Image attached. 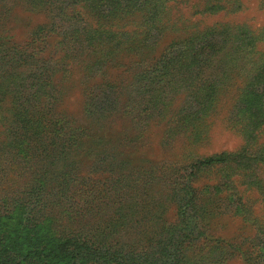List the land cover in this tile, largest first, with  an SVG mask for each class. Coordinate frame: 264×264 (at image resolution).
<instances>
[{"label":"rangeland","instance_id":"obj_1","mask_svg":"<svg viewBox=\"0 0 264 264\" xmlns=\"http://www.w3.org/2000/svg\"><path fill=\"white\" fill-rule=\"evenodd\" d=\"M201 3L166 1L162 30H154L143 47L109 65L103 76L82 74L94 54L68 65L58 82L62 98L57 110L77 125L100 128L93 135L101 141L87 139L78 154L81 175L99 180L86 181L88 191L98 194L111 179L126 185L129 201L139 200L148 184L170 193L171 186L184 181L194 191L197 212L192 217L177 215L176 196H158L141 210L146 219L130 234L184 220L191 223L193 236L186 237L187 259L179 264H264V162L252 160L264 156V120L256 110L264 105V80L258 78L264 59V0H234L236 12L216 14H200ZM14 4L10 29L14 38L25 39L46 18ZM217 22L245 24L261 39L251 50L235 45L228 34L212 38L213 44L204 49L183 41L190 31ZM105 80L115 85L113 91L105 88ZM253 119L261 123L251 132L248 123ZM223 152L235 158L190 172L197 159ZM241 153L244 160L237 159ZM2 155L0 238L8 228L3 225L9 222L7 215L21 212L12 200L25 183L6 153ZM72 193L67 195L81 202L86 196L76 187Z\"/></svg>","mask_w":264,"mask_h":264},{"label":"trees","instance_id":"obj_2","mask_svg":"<svg viewBox=\"0 0 264 264\" xmlns=\"http://www.w3.org/2000/svg\"><path fill=\"white\" fill-rule=\"evenodd\" d=\"M166 1L0 0V123L4 133L0 157L5 152L17 167L19 181H25L22 194L12 200L21 212L9 213V222L3 224L8 228L3 229L0 238V264L186 261L183 247L193 236L191 223L181 220L171 227L157 224L131 234L130 231L146 219L147 213L141 210L146 209L147 203L156 202L158 196L163 200H174L176 196L177 215L192 217L194 191L187 189L184 181L171 186L170 193H162L148 184L139 200L129 201L126 185H115L112 179L98 194L88 191L85 182L99 180L89 173L81 175L78 154L87 139L101 141L93 135L100 128L77 125L57 110L62 98L58 82L67 66L94 54L82 74L103 76L109 65L117 63L125 53L143 47L154 30H162ZM15 2L25 11L43 13L46 18L25 39L14 38L10 29ZM232 2L202 0L198 12L234 13L238 8ZM132 24L137 27H130ZM252 32L245 24L217 22L190 31L183 41L194 42L204 49L213 44L212 38L228 34L234 37L235 45L242 44L251 50L257 45L255 40L261 39ZM97 46L100 48L93 53ZM43 51L45 54H41ZM145 75H141L142 80ZM258 78L264 80V59L258 68ZM104 84L110 91L115 88L107 80ZM111 106L112 103L108 105ZM256 110L264 120V105ZM256 122L253 119L248 123L251 132L261 123ZM234 158L235 155L224 152L209 155L193 162L190 172ZM237 159L245 157L241 153ZM252 160L264 162V156ZM75 187L80 195L86 194L82 202L67 195L73 194ZM54 209H58L57 213H52Z\"/></svg>","mask_w":264,"mask_h":264}]
</instances>
